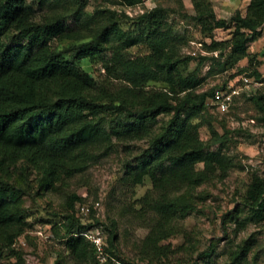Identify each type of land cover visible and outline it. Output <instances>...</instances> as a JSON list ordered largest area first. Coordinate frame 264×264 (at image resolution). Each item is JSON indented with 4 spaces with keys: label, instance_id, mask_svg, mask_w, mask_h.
Returning <instances> with one entry per match:
<instances>
[{
    "label": "trees",
    "instance_id": "trees-1",
    "mask_svg": "<svg viewBox=\"0 0 264 264\" xmlns=\"http://www.w3.org/2000/svg\"><path fill=\"white\" fill-rule=\"evenodd\" d=\"M106 1L87 13L88 0H0V264H25L14 246L31 228L26 202L49 193L64 195L58 215L63 231L52 226L63 242L54 264H199L215 252L217 241L199 251L182 223L209 197L202 186L235 167L226 152L231 132L221 122V135L212 124L213 91L237 85L241 75L263 83L248 98L264 120V75L251 62L236 66L260 36L264 0H249L244 12L228 20L216 15L210 0H190L204 52L195 55L182 52L185 38L160 5L129 17L111 6L131 8L143 0ZM218 30L229 37L217 39ZM65 42L70 44L61 48ZM138 45L146 53L131 55ZM95 58H105L100 69L89 73L79 66ZM206 64V77L226 72V79L204 88L200 68ZM203 127L208 139L201 138ZM111 158L121 169L112 193L117 214L147 230L134 244V257L120 249L116 219L100 222L91 211L93 223H83L75 211L83 199L69 192L73 180ZM145 180L150 186L137 197ZM242 202L246 214L239 219L241 210L229 211L223 224L234 220L244 228L264 221V177L252 175ZM96 225L107 232L104 263L82 235ZM174 237L182 239L176 247L166 243ZM251 249V238L242 240L228 264H240Z\"/></svg>",
    "mask_w": 264,
    "mask_h": 264
},
{
    "label": "rangeland",
    "instance_id": "rangeland-1",
    "mask_svg": "<svg viewBox=\"0 0 264 264\" xmlns=\"http://www.w3.org/2000/svg\"><path fill=\"white\" fill-rule=\"evenodd\" d=\"M182 3L183 8H178V0H143L141 5L131 8L121 9L118 5L111 7L123 10L129 17H134L145 10L160 5L167 10L168 19L175 32L185 38L182 52L204 54L201 48H197V44H201V42L196 34L195 21L191 18L193 12L190 0H182ZM99 5H109V3L106 0H88L85 11L91 13L93 8ZM235 11L239 10L235 9L228 17L222 19L228 20ZM183 14L186 17H183ZM216 15L221 18L220 13L216 12ZM229 35L227 30H218L214 33L217 39H225ZM69 44L65 42L61 48ZM128 52L137 56L146 53V49L143 45H138ZM247 53L248 57L236 63V66L238 68L246 67L251 62L264 75V26L261 28L260 36L250 44ZM104 59L83 60L79 66L85 72L90 73L96 68L100 69ZM191 67L194 68L195 64H192ZM207 71L208 64L200 68V76L206 77ZM227 75L226 72H223L207 76L204 88L219 85ZM151 85L158 89L162 88L161 84ZM262 89L263 83H253L249 88H246L244 92L246 98L236 102V107L228 115L218 113L208 106L209 113L212 115L213 127L222 135L223 131L220 125L222 122L231 132L228 135L229 140L226 142V152L233 158L235 167L228 172L224 179H215L212 184L202 186L210 193L209 197L204 200L199 212L189 214L182 223L187 230L192 232L199 251L205 250L211 241H217L212 256L205 261H199V264H228L229 252L247 238L252 240V249L240 264H264V221L259 224L248 223L244 228L237 226L234 220L225 224L222 222V216L229 211L241 210L239 219L246 214L242 198L246 196L247 186L251 182L252 175L256 173L264 177V120H261L253 102L248 98L251 93L261 92ZM200 135L202 139L209 138L207 127L200 129ZM120 174V163L116 158L104 160L91 167L79 180H73L69 184V192L76 193L82 197L83 203L91 205V211L100 222H105L107 216L115 218L118 223L120 249L125 255L134 257V244L145 236L147 230L141 228L137 223L130 222L127 216L119 218L117 214L118 208L115 205L119 200H117L118 198L114 199L112 193ZM149 186V181L145 180L144 186L137 189V197L141 196ZM46 200H49V203ZM63 202L64 195L57 193H49L45 199H37L32 204L29 201L26 202L29 214L27 221L31 224V228L25 232L27 237L21 236L14 246L15 250L22 253L25 264H54L56 261L57 251L62 250L63 242L55 237L52 226L55 224V231H63L65 222L58 216L64 211L61 206ZM96 202L99 203L98 206H95ZM78 216L83 223L92 222L88 219V215ZM89 231L100 237L104 247L106 246L107 232L103 225L93 226L86 233ZM166 243H171L176 247L182 243V239L174 237ZM66 254L67 252H65ZM181 254L178 253L176 257L182 258ZM196 255L197 253L193 257ZM6 261L8 260H4V262ZM61 264L70 263L68 260H64Z\"/></svg>",
    "mask_w": 264,
    "mask_h": 264
},
{
    "label": "built area",
    "instance_id": "built-area-1",
    "mask_svg": "<svg viewBox=\"0 0 264 264\" xmlns=\"http://www.w3.org/2000/svg\"><path fill=\"white\" fill-rule=\"evenodd\" d=\"M197 48H201V44H197ZM195 55V53H191ZM238 84L234 82L228 83L225 87L217 88L213 91L211 98L209 99L208 106L218 113H226L229 111V108L233 106L245 92L246 88H249L250 85L255 83L251 78L246 75H241L238 78ZM99 203L96 202L95 206H98ZM75 211L77 215L87 216L91 212V205L85 203H77L75 205ZM83 236L86 237L95 247V258L99 263H104L107 260V254L104 252V243L100 237L91 233H83Z\"/></svg>",
    "mask_w": 264,
    "mask_h": 264
},
{
    "label": "crops",
    "instance_id": "crops-1",
    "mask_svg": "<svg viewBox=\"0 0 264 264\" xmlns=\"http://www.w3.org/2000/svg\"><path fill=\"white\" fill-rule=\"evenodd\" d=\"M215 12L220 13L221 18L228 17L235 9L244 12L249 0H210Z\"/></svg>",
    "mask_w": 264,
    "mask_h": 264
}]
</instances>
